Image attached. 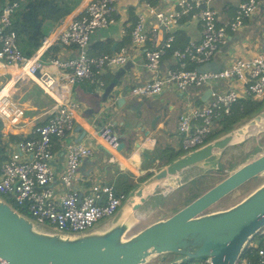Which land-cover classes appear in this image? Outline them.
Returning <instances> with one entry per match:
<instances>
[{"label":"built area","instance_id":"built-area-1","mask_svg":"<svg viewBox=\"0 0 264 264\" xmlns=\"http://www.w3.org/2000/svg\"><path fill=\"white\" fill-rule=\"evenodd\" d=\"M214 1L177 0L175 6L149 7L148 14L153 21L151 29L147 27L149 16L139 9V18L130 32L133 48L125 46L119 52L93 55L90 53L91 39L98 31L117 23L120 0H87L83 11L62 32L45 36L33 56H26L21 51L17 34L12 30V15L19 4L7 3L0 12V61L17 68V81H37L46 93L57 98L59 105L48 122L37 126L31 138L18 141L9 158L0 162V196L5 200L6 196L9 197L12 202L7 201L19 212L27 206L30 217L45 228L68 233H81L97 227L114 215L125 199L113 184L95 182L82 188L80 167L85 158H92L95 153L84 142H72L66 146L62 172H56L52 166L54 141L74 129L78 103L62 96L64 89L59 84V76L47 70L48 65L61 72L66 85L84 79H98L97 82L103 85L101 77L107 70L123 67L131 59L132 51L139 50L145 56V65L152 78L133 87V96L152 97L172 85L182 91L193 86L209 87L208 102L203 106H189L179 117L178 132L182 136L184 151L208 142L218 121L230 115L240 100H263L264 53L250 58H234L219 72L197 70L228 44L229 32L240 31L246 20L258 13L262 3V0H241L233 20L220 23ZM185 18L200 22L202 39L175 48L176 31ZM161 32H165L162 42ZM56 43L73 47L75 54L45 61V52ZM149 43L150 47L147 46ZM170 50H173L176 66L168 68L164 74L162 62ZM222 81H229L227 90L221 89ZM18 105L5 87L0 90V120L7 129L13 130L24 117V110ZM99 137L110 151H119L121 140L111 124L99 129ZM260 233L264 235V228ZM257 255L258 264H264V247L257 251ZM203 264H209V260Z\"/></svg>","mask_w":264,"mask_h":264},{"label":"crops","instance_id":"crops-1","mask_svg":"<svg viewBox=\"0 0 264 264\" xmlns=\"http://www.w3.org/2000/svg\"><path fill=\"white\" fill-rule=\"evenodd\" d=\"M9 1L0 0V12L7 3H12ZM86 2L87 0H83L71 14L60 22L51 19L58 13L54 10L50 11V7L40 9L36 19L46 36L58 34L83 11ZM176 2L177 0H120L116 15L117 23L108 29L98 31L92 37L90 53L93 55L115 53L119 52L122 47H132L130 32L139 18V9H143L148 17L149 7L163 9L175 6ZM240 2L241 0L214 1V6L219 12L220 23L233 20ZM152 25L153 21L149 16L148 29H151ZM160 35L162 42L165 32H161ZM176 35L174 47L183 48L191 41H201L202 26L196 19L185 18L176 31ZM147 46L150 47L151 43ZM262 53H264V0H262L258 13L247 19L240 31L229 32L228 44L218 50L210 61L224 68L234 58H250ZM74 54L73 47L56 43L45 52L44 59L48 62L52 58H66ZM145 63L143 52L133 50L131 59L126 65L118 69L107 70L102 75L103 85L97 82L98 79H84L79 83L66 85L63 82L64 78L60 75L61 72L48 65L47 70L59 76V84L64 89L62 96L75 99L78 103L74 129L63 138L54 141L55 159L52 166L56 172L60 173L63 170L66 146L72 142H84L95 153L94 157L85 158L80 167L82 188L95 182L107 183L113 184L117 191L122 193L132 184L141 183L148 174L158 169L170 156L184 150L182 136L178 132L179 117L189 106L205 105L211 95L208 93L210 88L193 87L182 91L176 85H172L166 87L161 94L152 97L133 96L131 94L133 87L152 78ZM174 66H176V60L173 50H170L163 58L162 73L165 74L168 68ZM17 72V68L0 61V90L4 87L8 88L12 99L24 110V117L13 130L7 129L5 123L0 120L3 123L4 140L10 142L7 159L15 144L22 139L31 138L35 128L48 122L56 106L59 105L57 98L46 93L37 81H17L15 77ZM220 86L222 90H227L229 81L220 82ZM110 124L119 135L121 142L125 144L121 151H110L108 146L100 140L99 129ZM262 132L255 135H260ZM10 135L18 139L11 141ZM259 138L260 136L256 139ZM250 141L248 139L244 145L250 144ZM263 145L259 148H264ZM235 147L227 151L231 152ZM259 148H256L258 152ZM153 198L144 208L151 202V207L156 206ZM180 207L182 206L178 208ZM178 208L170 209V214ZM177 258L179 257L169 254L164 261L160 260L159 263H170Z\"/></svg>","mask_w":264,"mask_h":264},{"label":"water","instance_id":"water-1","mask_svg":"<svg viewBox=\"0 0 264 264\" xmlns=\"http://www.w3.org/2000/svg\"><path fill=\"white\" fill-rule=\"evenodd\" d=\"M221 69L214 61L197 68L202 73ZM263 113L264 109L239 127L152 172L130 191L114 215L85 232L47 229L30 217L27 206L25 212H19L0 196V264H152L154 257L164 261L169 254L179 258L166 264L199 259H207L209 264H237L245 247L264 228V181L228 207L218 208V204L250 180L264 177V151L253 158L249 156L254 153L248 155L227 176L170 215L144 226H139L138 220L131 227L120 223V217L129 202L136 213L160 188L179 189L184 184L183 173L191 168L219 170L225 151L250 139L238 140L237 131ZM124 147L121 142L118 150ZM150 188L152 192L145 194ZM109 222V230L97 232Z\"/></svg>","mask_w":264,"mask_h":264},{"label":"trees","instance_id":"trees-1","mask_svg":"<svg viewBox=\"0 0 264 264\" xmlns=\"http://www.w3.org/2000/svg\"><path fill=\"white\" fill-rule=\"evenodd\" d=\"M82 1L83 0H10L9 2H18L19 4L18 9L12 15V30H14L17 34V43L21 51L26 56H33L42 45L46 34L44 33V30L36 19L38 11L40 9H48L50 7V11L54 10L58 13L57 16L51 17V19L60 22L66 16L71 14L82 3ZM263 109L264 99L253 100L251 98H248L240 100L237 104L234 105L232 113L230 115L224 116L218 121V124L211 133L209 140L220 137L239 127L241 124L250 120L252 117L261 112ZM2 128L3 123L0 121V162H3L7 159L10 148V142L4 140ZM16 138V136L10 135L11 141H16L18 139ZM258 145L260 146L262 144H253L252 152L257 151V149L259 148ZM240 146L242 147L244 146V144ZM185 152L186 151L184 150L176 152L175 154L170 156L169 159L161 166H164L172 160L182 156ZM223 164V162L220 164L219 170L209 171L207 173H224L225 169ZM149 175H151V173L146 177H148ZM205 178L206 177H198L184 184L183 187L187 192V202L185 205L193 201L195 198H197L199 195L213 186L211 184L206 188L204 185L206 181ZM136 186V184H132V186L124 190V192L122 191V193H119L124 195V197L126 198L130 191ZM21 210L25 212V208H22ZM262 247H264V235L258 233L245 247L237 264H258L259 257L257 255V251ZM203 260L205 261L206 259ZM195 261L196 260H193L186 264H196Z\"/></svg>","mask_w":264,"mask_h":264},{"label":"rangeland","instance_id":"rangeland-1","mask_svg":"<svg viewBox=\"0 0 264 264\" xmlns=\"http://www.w3.org/2000/svg\"><path fill=\"white\" fill-rule=\"evenodd\" d=\"M259 136L260 138L256 139ZM249 140H251L250 144L248 143L247 145H244L242 147L238 145L240 147L236 146L234 149H232L231 152L228 150L226 155L223 156V159H222L224 163L223 166H224L225 172L227 173L224 172L220 174L217 172V173L208 174L207 172H204L202 169L194 167V168L189 169L188 171H185L186 175L185 174L183 175V177L181 178V182L182 183L184 182L185 184L186 182H190L191 180H194L195 178L206 177L205 178L206 181L204 183L206 188L210 186L211 184L212 185L216 184L221 179H223L225 175L227 176L229 172L236 165L245 161L248 155H250L251 153H254V154H251V156H249V158H253L258 153V151L252 152L253 144H256V145L264 144V132H262L260 135L250 137ZM262 151H264V148L260 149L259 152H262ZM160 167H163V166L160 165L158 168ZM263 181H264V177H259V178L250 180L246 185L239 188L236 192H234L229 197L224 199L220 204H218V208L228 207L230 204L234 203L235 201H238L240 198L247 195L253 189L258 187ZM184 184L176 191L169 189V187L160 188L156 192L155 197L153 198L156 206L151 207L152 205V202H151L147 207L145 208L143 207L139 211L136 212V215L139 218V224H140L139 226H144L146 223L150 221L170 215V212H169L170 209L176 210L179 206L185 205L187 202L186 200L187 192L185 188L183 187ZM5 198L9 200L10 202H12V200L9 197L6 196ZM203 261H204L203 259H199V260H196L195 263L203 264ZM159 262H160L159 257H154L153 261H151L152 264H158Z\"/></svg>","mask_w":264,"mask_h":264},{"label":"bare ground","instance_id":"bare-ground-1","mask_svg":"<svg viewBox=\"0 0 264 264\" xmlns=\"http://www.w3.org/2000/svg\"><path fill=\"white\" fill-rule=\"evenodd\" d=\"M6 90H9L8 88ZM264 131V113L260 115L259 118L253 119L250 122H247L244 126L241 127L236 133L237 139H244L250 136H254L256 133ZM152 189L145 190V194H150ZM140 199H136V203ZM139 218L137 217L134 204L127 203L122 210V215L120 217V223L126 224L128 226H136L138 224ZM110 222L101 227L97 232L103 233L110 229Z\"/></svg>","mask_w":264,"mask_h":264},{"label":"clouds","instance_id":"clouds-1","mask_svg":"<svg viewBox=\"0 0 264 264\" xmlns=\"http://www.w3.org/2000/svg\"><path fill=\"white\" fill-rule=\"evenodd\" d=\"M45 38V37H44Z\"/></svg>","mask_w":264,"mask_h":264}]
</instances>
